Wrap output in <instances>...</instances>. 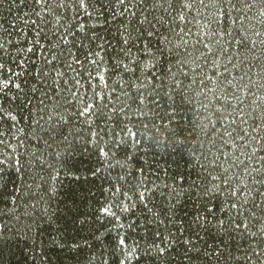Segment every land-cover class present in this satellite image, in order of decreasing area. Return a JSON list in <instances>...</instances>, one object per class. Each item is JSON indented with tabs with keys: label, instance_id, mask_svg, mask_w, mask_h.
Masks as SVG:
<instances>
[{
	"label": "trees",
	"instance_id": "trees-1",
	"mask_svg": "<svg viewBox=\"0 0 264 264\" xmlns=\"http://www.w3.org/2000/svg\"><path fill=\"white\" fill-rule=\"evenodd\" d=\"M0 45V264H264V0H0Z\"/></svg>",
	"mask_w": 264,
	"mask_h": 264
},
{
	"label": "snow or ice",
	"instance_id": "snow-or-ice-1",
	"mask_svg": "<svg viewBox=\"0 0 264 264\" xmlns=\"http://www.w3.org/2000/svg\"><path fill=\"white\" fill-rule=\"evenodd\" d=\"M48 2H49V0H37V3L40 4V5H44V4L48 3ZM76 2H78L79 6L81 8H85V10H86V5L88 4L89 0H76ZM200 2L204 3V0H200ZM97 3H100V0H97ZM119 3L120 4H126L127 0H119ZM88 15H91V13H88ZM124 42L126 43V40ZM64 43H67V40H64ZM2 47H3V45H0V48H2ZM31 50L32 49H29V51H31ZM91 63L93 65L96 64L95 61H92ZM132 63H135V61L132 60L131 57H130V63L122 65V67L125 70L129 71V72H134L135 69L132 68V66H131ZM0 67H2V65H0ZM153 67H155V65H153ZM96 71H97L98 75L95 78L98 81H104L105 86H106L107 81H106V78H105V74L107 72V69L103 68V67H97ZM169 71H171V70L169 69ZM90 78H91V74H90ZM4 87H5V85L0 83V89H2ZM103 100H104V98L102 96H99V94H98L97 95V101L98 102H103ZM140 102L143 103V101H140ZM95 107H97V103H89L88 105H86V109H94ZM82 114H84V113H82ZM133 135H135V134H133ZM2 163H3V161H0V164H2Z\"/></svg>",
	"mask_w": 264,
	"mask_h": 264
}]
</instances>
